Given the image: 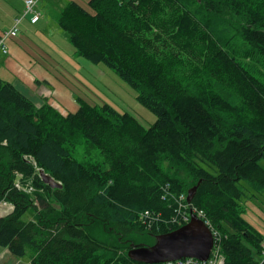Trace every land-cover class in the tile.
Here are the masks:
<instances>
[{"label": "trees", "instance_id": "1", "mask_svg": "<svg viewBox=\"0 0 264 264\" xmlns=\"http://www.w3.org/2000/svg\"><path fill=\"white\" fill-rule=\"evenodd\" d=\"M57 24L76 56L113 70L156 119L145 127L81 98L64 115L0 79V202L13 207L0 247L30 264H146L127 256L133 238L153 243L185 222L150 228L141 213L170 219L196 186L187 210L219 232L224 264H264V234L241 203L264 192V0L70 1ZM81 145L102 163L76 159Z\"/></svg>", "mask_w": 264, "mask_h": 264}, {"label": "rangeland", "instance_id": "2", "mask_svg": "<svg viewBox=\"0 0 264 264\" xmlns=\"http://www.w3.org/2000/svg\"><path fill=\"white\" fill-rule=\"evenodd\" d=\"M21 12L23 15V11ZM8 20V14H0L1 28H7ZM58 29L61 33L58 38L61 41L58 39V45L53 47L55 50L49 53L45 51H29L23 45V41L21 42L20 32H18L17 36L7 39L5 42L7 53L3 54L0 51V79L13 84L19 89L23 85L20 83V80L23 77L24 69L16 66H6L4 61L8 56H14L19 61H22L24 57H28L31 64L25 65L26 69L34 78L39 80L46 79L49 82L51 95L49 94L48 98L49 100H53L55 108L60 112L66 110L59 109L62 104L66 105L69 112H75L79 106L77 99L81 98L91 104H110L120 112L132 114L145 127H149L155 121L156 116L137 101L135 91L125 81L120 79L113 70H110L102 63L93 64L83 58L77 57L74 54L71 43L67 39L66 33L61 28ZM9 41H12L13 45H10ZM262 70L264 71V69ZM260 77L263 78L264 74H261ZM33 84L29 83L26 86L32 90ZM49 100L47 102L51 104ZM69 106H72L74 109L69 108ZM73 156L79 161L92 160L102 163L103 160L98 148H87L85 145L76 148L73 151ZM202 166L209 171H213V169L204 163ZM241 182L246 184V181ZM252 192L253 194L250 195V198L241 202L244 209L243 216L258 231L264 234V192ZM6 212V205L1 206L0 214H5ZM33 217L34 211L30 208L23 215L22 219L29 221ZM152 238V236L148 235L134 237V242L131 243L135 245H150L154 243H152ZM0 250H2V247H0ZM10 257L13 261L18 260L17 262L20 264H30L29 255L18 258Z\"/></svg>", "mask_w": 264, "mask_h": 264}, {"label": "crops", "instance_id": "3", "mask_svg": "<svg viewBox=\"0 0 264 264\" xmlns=\"http://www.w3.org/2000/svg\"><path fill=\"white\" fill-rule=\"evenodd\" d=\"M70 1H75L86 7L88 6L89 0H36L34 9L39 13V17L34 23H32L29 20V17H22L21 11L24 10V0H0V14L3 13L9 15L7 28H1L0 26V36L8 29H12L16 19H20L15 36H17L18 32L21 33V42L23 41V45H25L29 51H45L47 53L54 51L55 49L53 47L58 45V39L61 41V39L58 38L61 33L58 29L60 27L57 24V17L63 7ZM9 38L10 37L7 39ZM9 44L13 45V42L9 41ZM1 52L3 54L7 53L3 51ZM4 64L6 66H16L24 69L23 77L20 80V83L23 85L18 89L19 91L38 105H40L43 101L47 102L49 100L48 96L49 94L51 95L49 90L50 84L46 79L39 80L34 78V76L26 69L25 65L31 64L28 57H24L22 61H19L14 56H8V58L5 59ZM29 83H34L32 85V90L26 86ZM49 102L54 106L52 99L49 100ZM57 107H59V105H57ZM69 108L74 109L72 106H69ZM59 109H66L65 111H59L64 115L69 112L65 104L60 105ZM10 256L15 257L7 249L2 248V250H0V264H20L17 262L18 260L13 261Z\"/></svg>", "mask_w": 264, "mask_h": 264}, {"label": "water", "instance_id": "4", "mask_svg": "<svg viewBox=\"0 0 264 264\" xmlns=\"http://www.w3.org/2000/svg\"><path fill=\"white\" fill-rule=\"evenodd\" d=\"M41 180L53 188H61V184L52 176L39 171ZM196 186L191 187L186 196L191 202ZM213 246V235L204 221L193 211L190 212L189 221L177 229L155 236V241L150 245L131 244L127 256L140 263L152 264L165 261H174L181 258H196L207 260Z\"/></svg>", "mask_w": 264, "mask_h": 264}, {"label": "built area", "instance_id": "5", "mask_svg": "<svg viewBox=\"0 0 264 264\" xmlns=\"http://www.w3.org/2000/svg\"><path fill=\"white\" fill-rule=\"evenodd\" d=\"M36 0H24V11L22 17H29V20L34 23L38 17L39 13L34 9ZM20 19L15 20V24L10 29L9 31L5 32L1 37H0V48L2 49L3 52H6V46H5V40L9 36H15L17 32V25L19 23ZM183 195H180V200H182ZM6 205L7 209L12 210V205L0 202V207ZM189 206V203L185 200L184 201H179V206L176 209V214L175 216L173 215L170 219H164L160 213H156L153 211L145 210L142 212V217L144 219L145 224L147 225L146 227H150L152 223L158 222V221H164V222H173V223H182V222H187L190 217V212L193 211L194 213L197 214L199 218H201L204 223L209 227V229L212 232L213 235V246L210 252V256L208 257L207 260H199L196 258H181L178 260L174 261H165L157 264H224V256L222 255L220 251V240L221 236L219 232L212 226L209 220H205L204 218V213L202 211H197L194 208H190L188 211L187 207ZM144 224V225H145ZM151 228V227H150ZM262 247V255H264V240L261 243Z\"/></svg>", "mask_w": 264, "mask_h": 264}, {"label": "bare ground", "instance_id": "6", "mask_svg": "<svg viewBox=\"0 0 264 264\" xmlns=\"http://www.w3.org/2000/svg\"><path fill=\"white\" fill-rule=\"evenodd\" d=\"M140 217H141L142 222L145 224L144 219L142 217V213H141Z\"/></svg>", "mask_w": 264, "mask_h": 264}]
</instances>
